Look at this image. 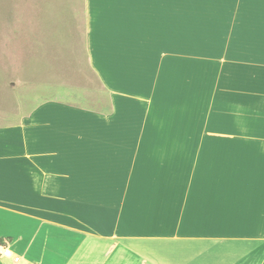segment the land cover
<instances>
[{
  "label": "crops",
  "instance_id": "1",
  "mask_svg": "<svg viewBox=\"0 0 264 264\" xmlns=\"http://www.w3.org/2000/svg\"><path fill=\"white\" fill-rule=\"evenodd\" d=\"M83 6L90 82L0 94V264H264V0Z\"/></svg>",
  "mask_w": 264,
  "mask_h": 264
},
{
  "label": "rangeland",
  "instance_id": "2",
  "mask_svg": "<svg viewBox=\"0 0 264 264\" xmlns=\"http://www.w3.org/2000/svg\"><path fill=\"white\" fill-rule=\"evenodd\" d=\"M83 15V0H0V94L6 112L14 110L22 94L33 101L38 80L48 85L46 96L51 95L53 80L65 90L90 82L83 72L66 75L71 64L85 65ZM83 88L78 95H85ZM33 107L28 102L25 111Z\"/></svg>",
  "mask_w": 264,
  "mask_h": 264
},
{
  "label": "built area",
  "instance_id": "3",
  "mask_svg": "<svg viewBox=\"0 0 264 264\" xmlns=\"http://www.w3.org/2000/svg\"><path fill=\"white\" fill-rule=\"evenodd\" d=\"M0 255L9 256L10 255V251L7 250V249H1L0 248Z\"/></svg>",
  "mask_w": 264,
  "mask_h": 264
}]
</instances>
